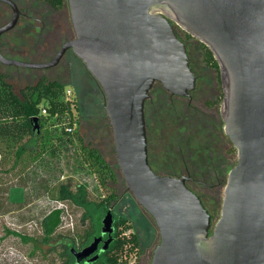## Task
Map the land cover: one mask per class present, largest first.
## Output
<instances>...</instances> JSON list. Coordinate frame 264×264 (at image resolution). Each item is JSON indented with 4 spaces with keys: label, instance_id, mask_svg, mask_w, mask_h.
I'll return each mask as SVG.
<instances>
[{
    "label": "water",
    "instance_id": "obj_1",
    "mask_svg": "<svg viewBox=\"0 0 264 264\" xmlns=\"http://www.w3.org/2000/svg\"><path fill=\"white\" fill-rule=\"evenodd\" d=\"M14 18L0 29L9 32ZM74 39L51 61L2 65L47 69L67 49L99 85L126 191L154 222L159 243L150 264H264V0H66ZM175 27L204 44L215 59L224 134L236 150L215 224L184 179L157 175L148 163L144 106L155 83L184 97L195 88L187 48ZM34 129L39 131L33 121ZM112 206L101 236L79 264L112 242ZM97 257L86 261L93 263Z\"/></svg>",
    "mask_w": 264,
    "mask_h": 264
},
{
    "label": "flooded vegetation",
    "instance_id": "obj_2",
    "mask_svg": "<svg viewBox=\"0 0 264 264\" xmlns=\"http://www.w3.org/2000/svg\"><path fill=\"white\" fill-rule=\"evenodd\" d=\"M11 1L17 10L15 24L9 32L0 36V55L5 60L44 64L53 60L63 46L74 39L66 0L60 9H54L45 0ZM13 18L12 8L0 1V29L10 24ZM175 32L180 42L186 45L189 66L196 77L195 88L188 92V95L181 97L171 95L159 83L152 86L144 106L148 163L157 175L184 179L188 189L200 198L212 217V223L215 224L220 214L217 218L209 212L204 197L198 194L195 187L198 186V181L203 179L216 180L219 185L222 180H227L228 173L237 164L236 160L232 161L236 150L224 134L221 117L223 100L221 76L218 65L214 68L213 63L203 59L205 51L201 43L184 31L175 29ZM0 73L4 78L11 80L36 81L37 84L30 85L31 87L47 83L64 86L65 82V85L71 87L79 97L80 103L99 102L98 94L101 97L100 101L104 103L99 85L71 49L63 53L54 67L27 69L0 63ZM208 95H212L211 98H208ZM194 141L197 142L196 145L191 143ZM151 143L155 146L154 149L151 148ZM100 229L101 227L97 229L90 242L81 243L80 240L69 248L71 264H77L72 250L83 251L95 238L101 236ZM107 238L108 236L104 235L97 251L79 264L99 263L111 244L106 251L101 252L103 241ZM94 256L97 257L95 262L86 263ZM149 258L145 260L146 262L140 260L139 264L148 263Z\"/></svg>",
    "mask_w": 264,
    "mask_h": 264
},
{
    "label": "rangeland",
    "instance_id": "obj_3",
    "mask_svg": "<svg viewBox=\"0 0 264 264\" xmlns=\"http://www.w3.org/2000/svg\"><path fill=\"white\" fill-rule=\"evenodd\" d=\"M175 29L180 30L178 27ZM5 82L11 85L12 91L19 98L26 87L37 84L36 81L20 82L7 78ZM63 84L62 100L72 103L71 114L76 121L70 129L73 133L70 142L60 143L59 150L53 154L50 144H46L40 138L32 144L28 141V136L15 140L0 138V264L60 263L56 257L58 252L53 249L50 253L48 250L51 246L42 244L40 223L51 209L59 207L60 201L57 200L55 189L69 184L71 189L86 184L88 199L95 203L115 192L119 200L114 205L113 215L126 219V225L130 226L129 230H123L122 236L129 238L136 234L139 240L137 253L127 258V264H139L140 260L146 262L159 243V235L149 215L126 191L120 169L116 164L112 130L108 125L103 103L100 100L80 103L73 89L65 85V82ZM211 96L208 95V98ZM98 98H101L99 94ZM40 105V108L44 109L46 104L42 101ZM50 127L52 126L49 123L44 129L48 128L46 132H52L55 140L60 131ZM191 143L197 144L196 141ZM84 145L101 152L104 160L113 168L115 182L107 180L109 188L98 182V172L87 173L86 168H83L81 159L85 156L82 148ZM22 147L24 151L19 157L18 153ZM151 148H155L152 143ZM235 160L236 154L232 157V161ZM225 182L226 179L218 185L216 180L203 179L199 180L198 186L195 187L198 194L204 197L209 212L217 218L220 214L221 194ZM66 204L63 225L56 234L73 236L79 243V238L84 237L85 231H89L91 225L88 220L82 222V211L69 203ZM106 212L99 218L100 227ZM94 236L90 237L87 243ZM54 242L55 240H52V243ZM97 264L104 263L100 260Z\"/></svg>",
    "mask_w": 264,
    "mask_h": 264
},
{
    "label": "trees",
    "instance_id": "obj_4",
    "mask_svg": "<svg viewBox=\"0 0 264 264\" xmlns=\"http://www.w3.org/2000/svg\"><path fill=\"white\" fill-rule=\"evenodd\" d=\"M54 9H60L64 0H45ZM204 49V57L208 63H213L214 68H217V63L213 59L210 51L202 44ZM63 86L56 83L40 84L37 87H29L20 93V98L12 91L10 84L5 82L4 76L0 73V138L15 140L23 136L29 137V142L35 143L39 138L44 140L46 144H50L53 154L59 149L60 143L70 142L73 133L69 130L76 123L71 114V105L67 101L62 100ZM101 100V98H99ZM44 101L45 108L41 109L40 104ZM103 102V101H102ZM75 106V103H74ZM44 112V113H43ZM37 118V129H34V119ZM60 131V134L55 138L52 132H46L45 127ZM44 129V131L42 130ZM43 132H46L43 134ZM46 140V141H45ZM63 141V142H62ZM82 141V140H80ZM54 142V143H53ZM85 156L81 159L83 168L87 173L98 172V182L106 188H109L108 181L115 182V173L111 165L103 158L101 152L95 148L83 146ZM18 156L24 151L20 148ZM57 200L60 202V208L54 207L47 213L41 223L42 244L50 247L48 250L52 253L57 251L59 264H71V255L69 248L75 246L77 239L73 236L56 234L62 228L63 215L65 208L69 203L82 211V222L89 221L91 228L85 231V235L79 238L81 243L96 234L100 227L99 218L102 213L108 211L111 206H114L119 200L115 192L102 198V201L95 203L88 199V187L86 184L77 185L75 189H71L69 185H61L55 189ZM112 212V211H111ZM126 219L115 216L113 241L111 242L108 251L103 254L101 260L104 264H127V258L137 253L139 240L136 234H132L129 238H125L123 230H129L130 226L126 225ZM52 240H55L52 243ZM56 248H53V247Z\"/></svg>",
    "mask_w": 264,
    "mask_h": 264
},
{
    "label": "built area",
    "instance_id": "obj_5",
    "mask_svg": "<svg viewBox=\"0 0 264 264\" xmlns=\"http://www.w3.org/2000/svg\"><path fill=\"white\" fill-rule=\"evenodd\" d=\"M44 113V112H43ZM70 131V130H69ZM61 207V205H59V207L58 208H60ZM66 209V208H65ZM62 223H63V221H62ZM63 225V224H62Z\"/></svg>",
    "mask_w": 264,
    "mask_h": 264
}]
</instances>
